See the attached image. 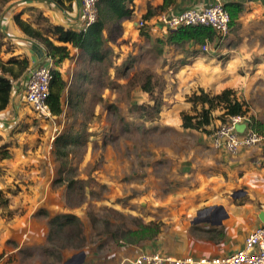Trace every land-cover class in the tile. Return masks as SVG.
Returning <instances> with one entry per match:
<instances>
[{"label": "rangeland", "instance_id": "obj_1", "mask_svg": "<svg viewBox=\"0 0 264 264\" xmlns=\"http://www.w3.org/2000/svg\"><path fill=\"white\" fill-rule=\"evenodd\" d=\"M243 10L208 51L204 43H169L163 33L138 28L141 19L134 36L106 26L99 57L77 47L73 54L68 46L71 59L60 61L66 81L60 114L35 110L23 82L0 112V190L9 197L0 205V264H126L156 252L197 256L195 236L217 229L212 222L224 214L220 204L201 207L203 200L241 204L249 200L248 187L264 186V146L232 154L213 145L228 119L221 118L223 110L215 109L203 130L185 128L181 119L195 113L188 95L230 87L248 103L246 116L264 123V3ZM39 14L46 31L51 24ZM2 43L9 49L10 42ZM167 44L173 45L166 52ZM149 78L151 94L142 87ZM61 135L72 139L66 148L55 145ZM69 215L71 222L56 223ZM205 217L210 221L200 225ZM140 222L157 224L158 235L128 242L127 231Z\"/></svg>", "mask_w": 264, "mask_h": 264}, {"label": "trees", "instance_id": "obj_2", "mask_svg": "<svg viewBox=\"0 0 264 264\" xmlns=\"http://www.w3.org/2000/svg\"><path fill=\"white\" fill-rule=\"evenodd\" d=\"M55 2L64 9H70L73 0H50ZM128 0H101L98 3V17L96 21L90 25L86 30H74L65 28L62 25L47 26L46 31L41 28H35L31 23L23 20L19 14L15 15V21L18 26L27 34L38 40V46L46 51L47 56L54 58L55 63L58 64L64 58L69 56V49L66 43H70L74 47L83 49L92 57L100 56L103 46V29L105 26V18L107 14L111 13L118 17L127 15L131 9L127 7ZM172 0H164L160 6L161 9H166ZM231 16V25L236 24L240 13L243 11V4L240 1H230L226 3ZM150 10H148L145 17H148ZM47 19L39 14V19ZM51 34V35H50ZM216 36L215 30L207 25H188L168 32L166 41L175 44H184L186 42L194 41L195 43H205L207 40L213 41ZM55 40L61 44H56ZM2 40L0 39V110L5 109L11 99L14 82L20 80L24 75L27 76V70L30 67V59L27 56H11L8 59H3L1 56ZM53 79L50 83V92L47 99L49 108L53 114H60L62 112V94L66 88V81L62 77L60 71L52 69ZM143 89L150 94L154 91V86L149 78L148 83L142 85ZM187 100L192 103L194 114L182 113V125L185 128L206 129L211 124L213 118V111L215 109L223 110L221 118H226L234 115H247L250 107L246 101L240 100L233 88L227 87L216 94H210L203 88L199 92H193L188 95ZM155 113L160 111L159 101L156 100L154 105ZM253 127L261 133H264V123L249 116ZM70 136L61 135L55 139V145L60 148H66L69 145ZM76 141V140H75ZM59 156L65 155V150L61 149ZM3 156H7L4 152ZM9 203V197L0 190V205L6 206ZM65 221L56 219L58 224H67L74 219L73 216H64ZM160 231V228L154 222L139 223L137 230H129L128 235L132 237L128 242L138 243L143 239H154ZM132 264V263H126Z\"/></svg>", "mask_w": 264, "mask_h": 264}, {"label": "crops", "instance_id": "obj_3", "mask_svg": "<svg viewBox=\"0 0 264 264\" xmlns=\"http://www.w3.org/2000/svg\"><path fill=\"white\" fill-rule=\"evenodd\" d=\"M231 1L242 2L243 9H245L247 4L257 6L258 2L261 0ZM262 1L264 3V0ZM163 2L164 0H128L126 5L131 9L129 14L121 17L111 13L105 15L107 17L104 21L105 26L103 29V38H105L107 34L106 26H115V28H119V30L126 35L134 36L135 32H137L138 35V29L136 27L138 19L147 20L146 28L149 30V32L154 34L159 32L163 33V36H165L168 33L161 32L158 23V15L160 12L168 11L170 13H176L192 6H201L204 4L203 0H172L166 9H161L160 6L163 4ZM148 10H150V14L148 17H145ZM79 11L80 0H73L71 8L67 10L50 0H5L4 4H2V7L0 8V35H2L0 38H2L4 43L5 41H8L10 44L9 49L4 50L2 48V58L8 59L14 55L20 57L27 56L30 59L31 66L34 53H40V50L42 49V45L41 48L38 46V40L29 37L18 26L15 21V15L19 14L23 20L31 23V25L35 28H41L42 26L35 19V14L40 13L43 15V17L49 20L51 25H62L65 28H71L77 31L86 30L88 27H85L84 23L82 22L79 16ZM241 18L243 17L241 16ZM192 42L188 43L187 47L192 48L194 44ZM55 43L61 44L57 40H55ZM66 45L70 46L71 44L66 43ZM172 45L167 44L164 47V50L167 52V49L170 50ZM76 52L78 54V49L74 47L73 54ZM69 54V57H71V52ZM69 57L66 59H71ZM42 61L52 65L54 64V68L60 71L62 77L65 79V69L63 62L56 64L53 59L48 57L46 59L43 58ZM27 77L28 70L26 77L24 75L20 80L14 82L15 84L8 106L13 103L16 94L15 92L20 89L23 82L27 80ZM8 106L6 108H8ZM5 109L0 110V112L4 111ZM256 176H259L260 178L263 175L258 173ZM262 179L264 180V177ZM255 185V189L248 187V189L244 192L246 196L249 197V200L245 203L242 202L241 204H236L230 201H226V203L223 201V199L226 198L203 200L201 207H211L212 205L220 204L221 211H223L224 214L222 215V218L219 222H212V225L217 229H213V227H206L208 229L202 228L200 229L202 236H195L196 238H194V246L191 247V251L197 255L195 257L225 255L231 251L239 249L243 245V242L248 234L263 221L264 186L260 183ZM212 192H216V189H213ZM254 193L256 195V200L255 202L249 204L248 202L252 201L250 199L251 197H254ZM257 205L259 206L258 209ZM210 214L212 215V213ZM209 218L205 217V219L199 221V224L201 225V222H209ZM205 233L207 237L204 236Z\"/></svg>", "mask_w": 264, "mask_h": 264}, {"label": "built area", "instance_id": "obj_4", "mask_svg": "<svg viewBox=\"0 0 264 264\" xmlns=\"http://www.w3.org/2000/svg\"><path fill=\"white\" fill-rule=\"evenodd\" d=\"M101 0H80L79 16L85 27L92 25L98 16V3ZM201 6H192L176 13L162 11L158 15L161 32L168 33L188 25L211 26L216 36L213 41L203 44L204 51L221 42L230 31L231 16L226 3L231 0H203ZM139 28L147 26V20L141 19ZM40 56L28 68L25 98L37 111L50 114L47 103L50 83L53 79L51 65L43 64ZM213 145L224 148L235 154L237 151L250 147H263L264 135L259 133L248 116L234 115L219 125L213 136ZM264 160V155L262 156ZM132 264H264V220L246 237L243 245L225 255L217 256H185L170 257L159 253H141Z\"/></svg>", "mask_w": 264, "mask_h": 264}, {"label": "water", "instance_id": "obj_5", "mask_svg": "<svg viewBox=\"0 0 264 264\" xmlns=\"http://www.w3.org/2000/svg\"><path fill=\"white\" fill-rule=\"evenodd\" d=\"M41 53H42V50H40V53H37V56L40 57L41 56ZM262 220H264V215L262 217ZM80 263H81V261H78L77 262V264H80Z\"/></svg>", "mask_w": 264, "mask_h": 264}]
</instances>
